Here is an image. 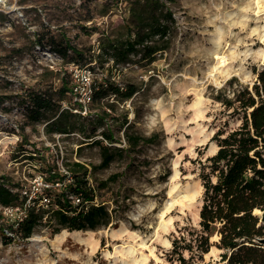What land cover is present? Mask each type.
I'll return each instance as SVG.
<instances>
[{"label":"rangeland","instance_id":"rangeland-1","mask_svg":"<svg viewBox=\"0 0 264 264\" xmlns=\"http://www.w3.org/2000/svg\"><path fill=\"white\" fill-rule=\"evenodd\" d=\"M128 4L129 0H5L0 5V177L20 183L30 199H35L45 188L42 159L62 172L72 161H81L91 170L100 164L98 147L81 144L78 134L47 135L45 121L29 124L26 107L32 92L56 93L64 82L76 88L75 95L67 93L61 102L63 108L74 107L76 101L88 104L86 85L95 71L110 75L121 86L139 88L105 125L121 141L114 146L126 145L128 125L130 134L157 135L155 144L140 145L108 169L90 175L93 187L113 174L122 175L107 189L97 190L94 201L113 212V226L79 235L66 230L65 236L58 238L62 232L53 235L49 225L43 224L31 238H14L8 245L0 235V264H142L144 257V264H170L167 253L172 243L167 241L183 232L189 237L188 231L200 229L203 195L201 203L181 198L190 206L177 204L164 222L161 212L173 186L177 198L202 184L200 162L214 155L211 138L215 132L241 125L239 116L230 114L232 111L214 97L232 78L237 79L233 89L240 85L251 88L258 77L255 71L264 67V12L257 14L264 0H173L169 6L176 30L166 52L153 62L139 56L119 68L113 67L112 61L100 67L91 56L99 53L103 33L119 34ZM19 13H24V20H18ZM39 38L42 45L36 42ZM67 41L82 50V62L73 60L72 51L66 58L59 52ZM217 54L226 55L227 64L222 68L228 69L227 73L207 80ZM230 91L227 94L232 97ZM126 117L128 124L123 127ZM22 137L27 140L24 148L19 147ZM205 138L208 140L201 142ZM20 149H25L26 156L19 154ZM36 151L44 158L36 156ZM29 154L36 157L28 159ZM176 163L179 175L173 180ZM9 209L0 206L6 224L23 213L20 206ZM121 228L124 233L113 232ZM133 233L135 237H131ZM221 253L214 246L205 256L206 262L225 264L220 262Z\"/></svg>","mask_w":264,"mask_h":264},{"label":"trees","instance_id":"trees-1","mask_svg":"<svg viewBox=\"0 0 264 264\" xmlns=\"http://www.w3.org/2000/svg\"><path fill=\"white\" fill-rule=\"evenodd\" d=\"M172 2L129 0L128 15L123 18L121 31L117 35L103 33L99 53L91 57L100 67L112 61L115 68L130 64L134 57L139 56L140 60L155 61L158 54L170 48L176 30L174 12L169 6ZM36 42L43 44L41 38ZM61 49L59 52L65 58L72 51L73 60H84L82 50L69 41ZM103 69L110 72L109 68ZM90 70H95V67H90ZM255 73L258 77L251 88L240 85L233 89L237 79L232 78L214 97L225 109L232 111L230 114L239 116L241 125L230 131L220 128L211 138L218 150L205 162H200L199 178L204 188L199 214L200 229L188 231L189 237L183 232L173 238L172 248L167 253L170 264H218L205 260L214 246L222 251L220 262L225 264H264V247L255 241L264 237V224L255 214L256 210L264 211V67ZM86 86L90 92L88 104L76 101L75 106L70 108L61 105L67 93L75 95L76 86L68 82H64L56 93L45 91L28 95L26 107L29 124L45 121V132L50 136L80 135L83 139L81 144L88 143L87 146L100 149L101 162L92 170L81 161L68 162L62 172L55 164L42 159L40 171L45 175V188L35 199H30L20 183L0 177V206L13 209L20 206L23 212L9 224L5 223V216L0 213V220H3L0 235L6 245L14 238H31L35 229L43 224L49 225L53 235L63 230L95 232L113 226V212L105 204L94 201L97 190L107 189L122 175L113 174L99 181L96 187L90 184V175L108 169L118 158L140 145L156 143V134L151 137L130 134L128 125L125 129L126 145L116 147L114 144H121V141L110 127H105L109 120L115 118L118 106L131 100L139 91L138 86H121L103 71H95ZM228 91L233 94L232 97L227 94ZM84 111L86 116L82 117ZM126 124L127 117L123 127ZM25 143L27 140L22 137L19 147L24 148ZM19 154L26 156L24 154L27 153L25 149H20ZM36 156L44 158L38 151ZM36 156L27 155L28 159ZM76 199L80 200L78 204L74 203ZM215 236H218V240L212 241Z\"/></svg>","mask_w":264,"mask_h":264},{"label":"bare ground","instance_id":"bare-ground-1","mask_svg":"<svg viewBox=\"0 0 264 264\" xmlns=\"http://www.w3.org/2000/svg\"><path fill=\"white\" fill-rule=\"evenodd\" d=\"M4 1L5 0H0V5L1 4H4ZM261 12H264V5H259V9H258L257 14H259ZM263 41H264V36H263ZM262 56L264 58V52H263V55ZM215 58H216V64L214 66H212V68L208 71L207 80H209V79L216 80V75L217 74H219V73L220 74H226L227 73V70L228 69H225V67L222 68L223 66H226V64H227V57H226V55L225 54H217ZM198 104L195 103V105H198ZM199 115H201V114H199ZM206 140H208V138H205L204 140H201V142H205ZM217 150H218V148H217L216 144H214L213 145V150H211L212 153L213 154H216ZM178 175H179V171H178L177 163H176L175 164V167H174V173L172 175V179L175 180L178 177ZM175 188H177V187L173 186L171 188V190H170V200L165 204L164 209L161 212V219L163 220V222H164L165 218L168 216V214H171L172 213L173 208L177 204H182L183 207H189L190 206V205L187 206V205L183 204L184 200H180L181 198L182 199H186V201H189L190 203H195V202L196 203H198V202L201 203V195H203V193H202L203 192V186H202V184H199L198 188L196 190H194L192 193H190L188 195H184L182 197H177V198L174 197L173 194H172ZM171 221H172V219L170 218L169 219V223H171ZM82 232H85V233H93V231H74L73 233L79 235ZM113 232L114 233H118V234H122V233L125 232V230H124V228H121L119 230H114ZM66 233H67V231L66 230H63L62 231V234L60 236H58V238H62L63 236H65ZM135 236L136 235L134 233L131 235V237H135ZM214 238L216 239V238H218V236H215ZM77 239L80 242H84V239L83 238L77 237ZM167 243L169 245L171 244L170 241H167ZM151 253L153 254L152 251H151ZM142 260H143V263L142 264H144V262L147 260V258L144 257ZM135 262H136V260H135ZM136 264H140V263H137L136 262Z\"/></svg>","mask_w":264,"mask_h":264},{"label":"water","instance_id":"water-1","mask_svg":"<svg viewBox=\"0 0 264 264\" xmlns=\"http://www.w3.org/2000/svg\"><path fill=\"white\" fill-rule=\"evenodd\" d=\"M255 214H258L260 217V223L264 224V211L256 210ZM260 246L264 247V237L258 238L255 240Z\"/></svg>","mask_w":264,"mask_h":264},{"label":"built area","instance_id":"built-area-1","mask_svg":"<svg viewBox=\"0 0 264 264\" xmlns=\"http://www.w3.org/2000/svg\"><path fill=\"white\" fill-rule=\"evenodd\" d=\"M17 18H18V20H24V18H25L24 13H19ZM57 186L60 187L61 184H57ZM44 202H47V200H44ZM79 202H80V200H78V199L74 200L75 204H78ZM12 209H9V210L12 211Z\"/></svg>","mask_w":264,"mask_h":264}]
</instances>
